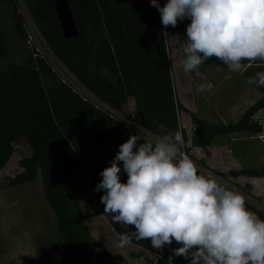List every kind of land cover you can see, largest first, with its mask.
I'll use <instances>...</instances> for the list:
<instances>
[{
    "label": "trees",
    "instance_id": "1",
    "mask_svg": "<svg viewBox=\"0 0 264 264\" xmlns=\"http://www.w3.org/2000/svg\"><path fill=\"white\" fill-rule=\"evenodd\" d=\"M24 1L52 52L94 97L157 138L180 130L184 138L182 151L209 169L185 147L188 136L179 122V112L184 107L174 88L166 29L150 0H68L79 31L69 39L62 35L54 11L55 0ZM14 3L15 0H0V6L11 5L14 32L26 40ZM158 3L161 5L160 0ZM189 23L186 20L182 25L185 33ZM9 54L7 36L0 23V169L13 154L12 143L23 138L30 154L19 158L20 170L9 178L8 184L34 182L38 175L41 179L43 196L57 223V239L44 254L46 262L115 264L110 251L99 249L105 239H91L87 215L73 192V182L79 170L85 169L89 184L96 188L102 179L100 172L110 166L119 146L139 131L126 127L120 118L103 107L83 100L62 82L44 58L33 55L23 62H14ZM215 63L223 65L215 57L201 65ZM242 65H245L243 75L247 79L264 72V61H244ZM251 85L261 96L235 122L213 124L189 113L191 122L205 129L202 139L191 136L194 147H209L216 136L239 132L253 136L262 131L261 123L253 116L264 109V87ZM130 98L137 117L124 109ZM141 142L142 139L137 143ZM118 163L122 169V162ZM212 172L228 181L221 173ZM231 174L260 175L245 168ZM120 180L127 181L123 169ZM233 186L260 202L248 190ZM245 201L250 211L264 219L263 211ZM113 231L119 240L121 234L135 229L113 223ZM130 244L138 247L129 253L130 257L142 259L145 264H167L169 256H173L172 250L180 246L173 241L156 249L150 240L137 241L134 237ZM172 264L189 262L173 256Z\"/></svg>",
    "mask_w": 264,
    "mask_h": 264
},
{
    "label": "clouds",
    "instance_id": "2",
    "mask_svg": "<svg viewBox=\"0 0 264 264\" xmlns=\"http://www.w3.org/2000/svg\"><path fill=\"white\" fill-rule=\"evenodd\" d=\"M150 4L159 11L164 28L190 21L183 49L185 74L203 78L198 69L213 57L232 72L240 71L244 61H264V0H167L163 6L150 0ZM248 83L264 87V72L249 77ZM198 88L211 90L212 84ZM140 133L119 146L94 189L103 190L100 202L113 223L135 229L120 235L119 246L133 237L150 240L156 249L175 241L180 246L172 250L173 256L189 264H264V219L246 207L244 196L200 173L182 151L180 130L154 140ZM118 162L127 174L124 183ZM173 256L167 264H172Z\"/></svg>",
    "mask_w": 264,
    "mask_h": 264
},
{
    "label": "rangeland",
    "instance_id": "3",
    "mask_svg": "<svg viewBox=\"0 0 264 264\" xmlns=\"http://www.w3.org/2000/svg\"><path fill=\"white\" fill-rule=\"evenodd\" d=\"M160 2L163 6L167 0ZM14 4L19 16L16 1ZM2 7L0 6V23L9 43L10 59L23 62L33 56V51L24 39L15 34L12 21L5 17L6 10L10 9L11 12V5ZM186 20L188 19L178 21L175 28H165L174 88L184 107L179 112V122L188 136L185 147L191 156L207 165L209 169H205L210 177L233 191L239 190L238 193L241 192L247 201L264 212V109L253 116L262 125V131L258 134L250 136L246 132H239L216 136L211 146L204 148L194 147L190 142L195 125L191 122L189 113L192 112L213 124L232 123L261 94L244 77L245 65L238 72L229 71L227 67L216 63L200 65L198 70L203 78L194 72L185 74L182 60L186 36L182 25ZM209 82L212 84L211 90L201 92L198 86ZM130 99L124 109L132 117H137L136 110L130 107ZM131 125L135 130L137 126L133 123ZM136 130L139 131L138 128ZM156 138L151 137V140ZM12 145L13 154L4 168L0 169V264H48L44 254L57 239L56 217L45 201L39 175L34 182L17 186L8 184L9 178L18 170L19 158L30 154V148L23 138L14 141ZM195 164L200 169L201 166L196 162ZM244 168L257 171L260 175L247 177L231 174V171ZM212 170L224 175L228 181L216 178ZM233 184L248 190L260 202L245 195ZM94 189L87 180L85 169H80L74 178L73 192L87 215L91 239H105L99 249L110 251L114 255L115 264H145L142 259L135 260L130 257L129 253L136 249L130 243L124 247L119 246L118 237L113 231V222L105 215L104 205L100 202L104 192ZM150 256L154 257L151 254Z\"/></svg>",
    "mask_w": 264,
    "mask_h": 264
},
{
    "label": "built area",
    "instance_id": "4",
    "mask_svg": "<svg viewBox=\"0 0 264 264\" xmlns=\"http://www.w3.org/2000/svg\"><path fill=\"white\" fill-rule=\"evenodd\" d=\"M17 3V12L20 13L19 18L21 20V24L23 29L26 33V43L29 47H31L33 51L34 56H39L44 58L47 63L50 65L52 70L59 75L62 82L67 84L75 93H77L83 100H89L93 102L96 106L103 107L107 111H109L112 115L120 118L126 127L133 126L131 125L132 122L127 119L126 117L118 114L117 112L110 109L108 106L103 104L101 101H99L96 97H94L68 70L67 68L61 63V61L56 57V55L52 52L48 44L45 42L39 27L36 25L30 9L26 5L24 0H15ZM21 16V17H20ZM71 83V84H70ZM134 124V123H133ZM135 125V124H134ZM137 126V125H136ZM141 130V133L148 138L151 139V137H155L143 129H141L139 126L136 127V129ZM261 136V135H258ZM20 169L18 167V172ZM15 172V173H16ZM14 173V174H15ZM14 174L12 176H14Z\"/></svg>",
    "mask_w": 264,
    "mask_h": 264
},
{
    "label": "water",
    "instance_id": "5",
    "mask_svg": "<svg viewBox=\"0 0 264 264\" xmlns=\"http://www.w3.org/2000/svg\"><path fill=\"white\" fill-rule=\"evenodd\" d=\"M54 11H55L59 26L61 28L63 37L65 39H69V38H73L77 36L79 31H78V27L74 19V16H73L68 0H55L54 1ZM204 133H205V129L200 126H195L193 129V135L199 140L203 138ZM200 170L207 173V170L202 166L200 167ZM235 191L239 192V190H236V189Z\"/></svg>",
    "mask_w": 264,
    "mask_h": 264
},
{
    "label": "crops",
    "instance_id": "6",
    "mask_svg": "<svg viewBox=\"0 0 264 264\" xmlns=\"http://www.w3.org/2000/svg\"><path fill=\"white\" fill-rule=\"evenodd\" d=\"M5 7V6H8V4L6 5V4H4V5H1V7ZM2 7V8H3ZM12 15H11V12H10V9L9 10H6V13H5V17L7 18V19H10L11 21H12V17H11ZM9 44V43H8ZM131 101V103H132V105H130V107L132 108V109H135V105H134V101H133V99H130ZM132 246H134V248H136V249H134V250H138V247H136L135 245H133V244H131Z\"/></svg>",
    "mask_w": 264,
    "mask_h": 264
}]
</instances>
